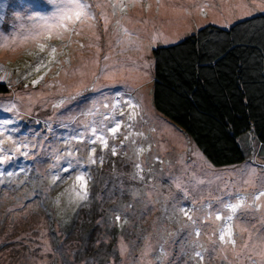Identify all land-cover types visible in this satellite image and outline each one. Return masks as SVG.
I'll use <instances>...</instances> for the list:
<instances>
[{
    "label": "rangeland",
    "instance_id": "1",
    "mask_svg": "<svg viewBox=\"0 0 264 264\" xmlns=\"http://www.w3.org/2000/svg\"><path fill=\"white\" fill-rule=\"evenodd\" d=\"M8 5L9 17L16 15L14 19L22 22V28L31 23L27 19L31 9L26 10L13 0ZM137 9L140 8L129 9L130 19L122 23L144 37L141 50L117 45L113 24L105 32L100 22L93 30L98 40L93 31L85 30L81 36L72 37L78 43L73 42L71 47H64L67 41L50 42L62 49L57 56L61 63L50 65L51 71L33 85L32 81L47 71H35L41 60L47 63V51L40 53L32 42H13L15 36L9 37L10 29L5 26L12 27L14 19L6 22L7 0H0V82L10 88L8 94L0 95V118L15 121L7 126L5 135L33 145L30 154L34 155V159L17 155L9 164L0 166V173H4L0 176V264H194V237L187 236L189 229L185 225L189 222L179 214L178 207L191 205L193 199L198 201L197 208L207 202L215 205L225 184L234 181L242 168L251 165L258 174H264V146L253 138V133L241 140L245 162L219 168L209 163L177 125L156 111L153 50L177 41L170 33L165 36L158 30L153 33L159 37L154 43L152 34L145 37L143 34L152 28L137 17ZM119 16L118 13L113 17V22ZM8 38L11 43H4ZM106 56L110 57L109 68L118 71L112 78L97 82L93 73H101ZM145 64L148 66L144 67ZM80 72L85 74L81 76ZM93 87L99 90L93 91ZM117 90L130 92L141 102L135 130L143 132L146 139L136 138V145L125 143L116 156L102 153L97 147V156L103 155L104 163L91 166L89 199L78 206L69 205L65 193L74 178L58 180L56 184L50 180L55 153L65 149V141L88 119L83 114L93 104L99 107L109 102ZM76 93L80 95L68 99ZM61 99L67 102L56 107ZM13 106L15 110L6 111ZM118 118L123 119L119 115ZM113 143L120 145L121 140L109 141L110 145ZM137 146L146 149L139 157L135 154ZM137 162L144 168L143 180L133 178ZM8 172L16 174L9 177ZM201 179L204 184L195 183ZM177 181L187 187L188 198L176 187ZM254 191L249 187L246 194ZM116 215L120 221H116ZM241 227L247 231L241 233ZM207 231L205 226L200 242L210 248L204 234ZM234 231L236 251L241 257L237 258L231 249L227 259L221 252L206 253L204 264H264V258L257 255L264 250V211L245 214L234 222ZM245 242L250 244L248 250L239 247Z\"/></svg>",
    "mask_w": 264,
    "mask_h": 264
},
{
    "label": "snow or ice",
    "instance_id": "2",
    "mask_svg": "<svg viewBox=\"0 0 264 264\" xmlns=\"http://www.w3.org/2000/svg\"><path fill=\"white\" fill-rule=\"evenodd\" d=\"M13 3H19L22 8L31 9L27 17L31 23L22 28L13 42L19 41L22 44L32 42L40 53L47 51L48 54L47 63L41 60L35 68L37 73L41 72L42 69H47V71L44 72V75L33 80V85L39 84L44 76L51 71L50 65L61 63L57 56L62 49L51 45L50 42L53 40L67 41L68 43L64 44V47H71L73 42L78 43V41H72V37L81 36L85 30L93 31L100 22H102L105 32H108L109 25L113 24V32L117 34V45H125L137 51L141 50L140 41L144 37L140 33L128 29L122 23V20L130 19L127 15L129 9L141 8L145 11H151L153 7L148 0H103V2L97 0L96 3H93L92 0H13ZM189 3L191 8L178 6L174 7L173 10L182 11L190 16L193 12L206 14V10L209 8L207 3L199 2V0H189ZM156 6L157 12L160 7H163L160 0H156ZM231 9L238 10L241 18H244L251 16L255 9L264 12V0H238V3L229 5V10ZM118 13L120 14L119 18L113 22L112 18L117 17ZM93 36L96 40L99 39L94 31ZM150 38L154 43L159 37L157 34H152ZM80 47L84 48L85 45L80 44ZM97 51H99L98 46ZM109 59L110 57H105L104 68L99 75L93 73L97 82L102 78H112L118 71V69L109 68ZM147 66V64L144 65V67ZM84 74V72H80L81 76ZM92 90L98 91L99 89L93 87ZM76 95H80V93H76L68 99L73 100ZM66 102V100L61 99L55 106L62 107ZM140 108L141 102L130 92L125 93L117 90L112 94L109 102L103 103L99 107L93 104L83 114L88 119L82 123L80 129H77L65 141L67 145L65 149L62 152L58 150L55 153V163L52 165L54 171L50 176L52 184H56L58 180L63 182L74 178L72 187L65 193L69 196V205L75 204L78 206L89 199V183L92 180L91 166L104 163L103 155L97 156V147L100 148L102 153L110 152L112 156H116L118 148H124L125 143L130 142L132 145H136V138L144 137L146 139L143 132L135 130ZM13 110H15V106L6 111ZM125 111H127V115H125ZM118 115L123 119L118 118ZM14 123L13 119L0 118V166L9 164L17 155L26 159H34V155L30 154L33 151V145L25 140H15L10 134L5 135L8 131L7 126ZM121 129H124V131L122 132ZM12 131H16V129H12ZM110 140L113 142L121 140V144L116 145L113 143L110 145ZM6 144L10 146L6 148ZM75 145H82L83 147H76ZM150 147L149 145L148 150H150ZM145 151L144 147L137 146L135 154L139 157ZM81 152L84 153L83 156L79 155ZM204 163L207 164L206 161ZM207 166L211 167V165ZM135 168L136 173L133 178L143 180L144 168L142 164L137 162ZM64 173H68V175L65 176ZM15 174L13 172L7 173L9 177ZM3 175L4 173H0V176ZM235 175L236 179L234 181L225 184L223 195L216 198L215 205L207 202L202 203L197 208L195 204L198 201L193 199L191 205L180 206L177 209L179 214L186 217L189 222L185 225L189 229L187 236L194 237L191 242V259L194 264H204L206 253L214 255L221 252L225 254V259H227L229 249L236 253L237 258H240L241 254L236 251L238 244L234 222L241 220L245 214L264 211V174H258L257 168L250 165L240 169ZM217 179H222V177H217ZM195 183L204 184L205 181L201 179L196 180ZM176 187L183 193V197H189V191L181 181L176 182ZM249 187L256 189V191L250 195L246 194ZM115 219L120 221V216L116 215ZM220 221L223 223L216 225L215 228L212 227ZM205 226L209 230L204 234L211 245L210 248H206L200 242ZM239 230L241 233L247 231L243 227ZM248 240H251L250 236ZM249 246V242H245L239 247L248 250ZM257 255L264 258V250L258 252Z\"/></svg>",
    "mask_w": 264,
    "mask_h": 264
},
{
    "label": "trees",
    "instance_id": "3",
    "mask_svg": "<svg viewBox=\"0 0 264 264\" xmlns=\"http://www.w3.org/2000/svg\"><path fill=\"white\" fill-rule=\"evenodd\" d=\"M156 111L215 167L245 162L242 136L264 146V14L228 29L207 25L153 50ZM10 92L0 82V95Z\"/></svg>",
    "mask_w": 264,
    "mask_h": 264
},
{
    "label": "crops",
    "instance_id": "4",
    "mask_svg": "<svg viewBox=\"0 0 264 264\" xmlns=\"http://www.w3.org/2000/svg\"><path fill=\"white\" fill-rule=\"evenodd\" d=\"M9 1L10 0H7L6 22L7 20H9V23H11V20L14 19L16 15L9 17ZM148 2H151L153 5L151 11H145L141 8L139 10L137 9L138 11L136 10L137 17H141L142 23L147 26V28H152L143 35L145 37H148L150 34L157 33L156 31L158 30V33L165 36H167V33H170V36L175 40V42L177 41L176 43L182 41L189 35L194 34L199 29L207 25H214L220 28L228 29L233 24L239 21L245 20L255 15L264 14V12H260L259 9H255L251 16L241 18L238 10H229V5L238 3V0H199V2L207 3L209 5V8L206 10V16L204 17L201 13L197 12H193L192 15L189 16L182 11L173 10L174 7L178 6L191 8L189 0H160V4L163 5V7H160L158 12L156 0H148ZM131 14L133 13L131 12ZM199 20H202V23H196ZM12 24V27L8 26L7 24L5 27H8L10 29V33L8 36H15L13 38L16 40L18 34H20L22 30L23 24L21 21L15 19L13 20ZM225 25L228 26L226 27ZM9 41H11V38L4 39V43L6 44L11 43ZM249 133L251 132L244 134L241 139H247L246 136ZM252 136L253 138H255L254 135Z\"/></svg>",
    "mask_w": 264,
    "mask_h": 264
}]
</instances>
